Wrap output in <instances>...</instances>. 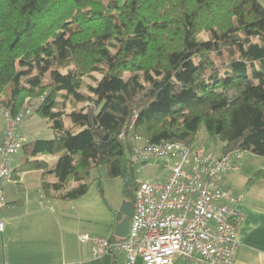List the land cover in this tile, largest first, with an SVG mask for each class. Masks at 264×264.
Here are the masks:
<instances>
[{"label": "trees", "instance_id": "obj_1", "mask_svg": "<svg viewBox=\"0 0 264 264\" xmlns=\"http://www.w3.org/2000/svg\"><path fill=\"white\" fill-rule=\"evenodd\" d=\"M27 100L36 104L27 118L48 120L55 137L25 142L13 174L42 171L50 199L82 198L90 171L104 168L134 202L137 144L200 148L203 128L222 154L264 158V5L0 0V106L17 115ZM260 179L264 169L251 181Z\"/></svg>", "mask_w": 264, "mask_h": 264}, {"label": "built area", "instance_id": "obj_2", "mask_svg": "<svg viewBox=\"0 0 264 264\" xmlns=\"http://www.w3.org/2000/svg\"><path fill=\"white\" fill-rule=\"evenodd\" d=\"M27 100L13 115L0 106L6 129L0 139V208L6 205L3 182L14 181L12 158L26 140L19 125L35 111ZM243 152H211L191 149L180 142H163L138 148L134 160L144 165L158 161L165 180L139 182L133 202V217L126 238H99L85 235L96 257L121 253L124 264H174L182 259L191 264H235L240 247V214L221 203L224 192L218 179L240 169ZM4 224L0 220V231Z\"/></svg>", "mask_w": 264, "mask_h": 264}, {"label": "crops", "instance_id": "obj_3", "mask_svg": "<svg viewBox=\"0 0 264 264\" xmlns=\"http://www.w3.org/2000/svg\"><path fill=\"white\" fill-rule=\"evenodd\" d=\"M240 170L218 179L224 192L221 203L236 209L241 216L235 264H264V179L251 181L256 171ZM40 172L38 183L27 181L29 172L18 175L13 182L19 185L17 192L9 191L8 186H13L10 182L1 185L6 205L0 208L4 224L0 231V264H124L123 254L96 257L93 244L81 240L85 235L115 237L122 220L119 210L113 207L103 212L102 207L79 202L80 199L63 202L47 198L41 186L42 171L34 173ZM174 264L191 263L176 259Z\"/></svg>", "mask_w": 264, "mask_h": 264}, {"label": "rangeland", "instance_id": "obj_4", "mask_svg": "<svg viewBox=\"0 0 264 264\" xmlns=\"http://www.w3.org/2000/svg\"><path fill=\"white\" fill-rule=\"evenodd\" d=\"M261 3L264 5V0H261ZM200 38L207 39L208 34L206 32H202L200 34ZM65 70V69H62ZM94 78L100 79V75L94 74ZM85 86L87 84L95 85L94 81L90 78H85ZM83 93H87L86 87L82 89ZM84 104H74L70 105L67 108V112H71L73 110L79 109L83 107ZM67 124L69 125L68 120ZM6 129V122L4 117L0 115V131L4 133ZM18 133L20 136L25 138L27 143H31L35 140H51L55 137V131L51 127V123L48 120H44L39 118L38 116H34L32 118L25 119L18 128ZM200 142L203 143V147L211 152L218 151L220 148V143H214L212 140L208 139L205 129L203 128L199 135ZM143 144L138 143L137 148L142 147ZM27 155L24 150L20 151L17 155L12 158L11 168H19L21 164L26 159ZM49 164L52 166L57 160V156H44ZM158 161L152 159L150 162L144 165H140L135 163L134 165V177L136 181L145 182V181H156L157 179L165 180L168 171L163 172L161 168L158 166ZM240 171H244V173H253L259 169H264V158L254 155L250 152H243ZM14 170V169H13ZM31 173L27 176V181L31 183H38L41 172L40 173ZM87 182L90 185L89 192L80 198L79 202H85L86 204H92L94 206L102 207V211L106 212L111 208L120 210L123 202L126 200L124 198V190H125V182L124 179L120 178H110L107 176V172L104 168H94L90 171L87 176ZM14 181L10 182L11 186L9 191L14 190L17 192L19 185L18 183L13 184ZM6 183V182H4ZM3 183V184H4ZM73 185V184H72ZM69 206L72 209V205ZM115 205V206H114ZM75 209V208H74ZM106 210V211H105ZM117 210V211H118Z\"/></svg>", "mask_w": 264, "mask_h": 264}, {"label": "water", "instance_id": "obj_5", "mask_svg": "<svg viewBox=\"0 0 264 264\" xmlns=\"http://www.w3.org/2000/svg\"><path fill=\"white\" fill-rule=\"evenodd\" d=\"M119 214L122 215L123 218L117 225L114 236L118 238H126L129 234L130 221L133 217V202L124 201L119 210Z\"/></svg>", "mask_w": 264, "mask_h": 264}]
</instances>
